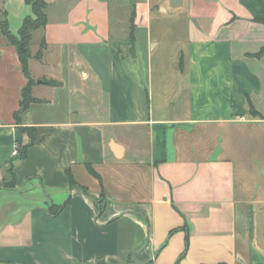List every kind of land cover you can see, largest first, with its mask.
Returning a JSON list of instances; mask_svg holds the SVG:
<instances>
[{
  "label": "crops",
  "instance_id": "1",
  "mask_svg": "<svg viewBox=\"0 0 264 264\" xmlns=\"http://www.w3.org/2000/svg\"><path fill=\"white\" fill-rule=\"evenodd\" d=\"M45 1L18 117L0 30V264H264V0Z\"/></svg>",
  "mask_w": 264,
  "mask_h": 264
},
{
  "label": "trees",
  "instance_id": "2",
  "mask_svg": "<svg viewBox=\"0 0 264 264\" xmlns=\"http://www.w3.org/2000/svg\"><path fill=\"white\" fill-rule=\"evenodd\" d=\"M26 3L31 5L33 15L27 16L23 24L19 30L18 34H14L10 28L8 20L5 16L0 18V30L2 33L10 40L12 44L17 47L19 59L22 65V70L26 77L28 78V83L24 87L22 91V98L20 101V109L16 113V117L19 116L20 112H23L28 109L31 103L38 101L36 97H34L32 93V87L35 84V81L31 78L29 72V60L32 58L33 54L31 51L32 44V33L34 30L39 29L41 27L46 26L48 22L46 7L47 2L45 0H26ZM45 45L42 42V47ZM264 51V47L258 53L261 54ZM41 52V51H40ZM45 83L51 86H59L61 85L60 81L57 80H45ZM254 113L255 110L251 108ZM21 131L28 136V142L22 143L19 141V155L18 158H25L28 152V149L31 146H34L38 143H41L45 137L53 131L52 128H39L35 126H21ZM94 173V172H93ZM74 184V182H72ZM63 206L53 205L50 209L52 215H57Z\"/></svg>",
  "mask_w": 264,
  "mask_h": 264
},
{
  "label": "built area",
  "instance_id": "3",
  "mask_svg": "<svg viewBox=\"0 0 264 264\" xmlns=\"http://www.w3.org/2000/svg\"><path fill=\"white\" fill-rule=\"evenodd\" d=\"M12 154H13L14 156H18V155H19V147H18V146H15V147H14V149H13V151H12Z\"/></svg>",
  "mask_w": 264,
  "mask_h": 264
}]
</instances>
